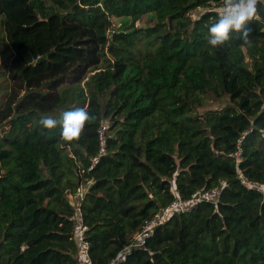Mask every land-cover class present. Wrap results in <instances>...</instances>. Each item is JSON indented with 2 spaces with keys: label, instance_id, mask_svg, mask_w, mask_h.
Instances as JSON below:
<instances>
[{
  "label": "trees",
  "instance_id": "trees-1",
  "mask_svg": "<svg viewBox=\"0 0 264 264\" xmlns=\"http://www.w3.org/2000/svg\"><path fill=\"white\" fill-rule=\"evenodd\" d=\"M219 7L0 0V264H78V210L92 264H109L154 214L211 189L216 205L172 215L119 264H264V192L239 177L264 188V0L251 44L211 49ZM206 98L222 107L200 113ZM85 106L96 119L71 147L39 123Z\"/></svg>",
  "mask_w": 264,
  "mask_h": 264
},
{
  "label": "clouds",
  "instance_id": "clouds-1",
  "mask_svg": "<svg viewBox=\"0 0 264 264\" xmlns=\"http://www.w3.org/2000/svg\"><path fill=\"white\" fill-rule=\"evenodd\" d=\"M260 2L261 0H221V7L216 9L218 18L209 26V35L206 37L208 46L211 49H219L229 43L234 36H239L243 40L242 46L251 44L246 26L254 19H258ZM95 119L85 106L64 112L60 121L42 115L39 123L42 129L50 132L59 126L62 142L71 147L81 138L85 126Z\"/></svg>",
  "mask_w": 264,
  "mask_h": 264
},
{
  "label": "built area",
  "instance_id": "built-area-1",
  "mask_svg": "<svg viewBox=\"0 0 264 264\" xmlns=\"http://www.w3.org/2000/svg\"><path fill=\"white\" fill-rule=\"evenodd\" d=\"M103 131L104 129L100 131V140L102 141V144H103ZM103 152L104 151L101 150V153ZM239 153L240 152L238 150V152L235 154L237 158L239 157ZM97 160L98 158H95L93 160V163H97ZM239 177L241 178V183L244 186L248 188H253L257 191L264 192L263 187H259L255 184L245 181L242 175L240 174H239ZM83 194H84V191L80 189L79 192L75 196H73V198L76 199L78 197L79 201H81ZM218 195H219V190L211 189V190L197 191L187 200H181L179 198H176L167 207H165L164 209H161L160 212H158L157 214H154V216L151 219L145 222V226L142 232L139 233L134 238V242L130 244L128 248L143 246L144 241L150 235V232L154 228L162 225L167 219H169L174 214L189 212L202 202H209V203H212L213 205H216L218 202ZM75 220L76 221L74 225L73 239L77 247L78 264H92V261L90 258V246L85 238L86 226L83 223L79 210L77 212ZM128 248H125L123 251H121L117 255V257L113 259L109 264H119L123 254Z\"/></svg>",
  "mask_w": 264,
  "mask_h": 264
},
{
  "label": "rangeland",
  "instance_id": "rangeland-1",
  "mask_svg": "<svg viewBox=\"0 0 264 264\" xmlns=\"http://www.w3.org/2000/svg\"><path fill=\"white\" fill-rule=\"evenodd\" d=\"M202 10L201 9H198V10H195L191 13V20L197 18L200 14H201ZM124 20H113V31L115 32H119V31H123V28H124ZM125 21H128V20H125ZM128 25L130 24V22H126ZM155 22L154 20L151 18V16L149 15H145L143 16L139 21H137L135 23V27H147V26H151L153 25ZM1 38V37H0ZM0 45H1V42H0ZM0 51L3 52V46L0 47ZM1 59H0V66H1ZM3 64V62H2ZM205 107H203L202 109L199 110L200 113L204 112V111H207L208 109H217V108H220L222 107L221 105V102L219 101H211L209 98H206L205 100ZM3 132V130H0V134ZM104 132V131H103ZM84 191V189H81ZM69 199L71 201L72 204L74 205H77V201L74 200L73 196H69Z\"/></svg>",
  "mask_w": 264,
  "mask_h": 264
}]
</instances>
